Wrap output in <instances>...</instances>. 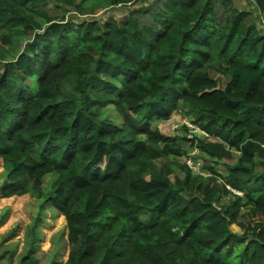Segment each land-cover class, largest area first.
Returning a JSON list of instances; mask_svg holds the SVG:
<instances>
[{
    "label": "trees",
    "instance_id": "1",
    "mask_svg": "<svg viewBox=\"0 0 264 264\" xmlns=\"http://www.w3.org/2000/svg\"><path fill=\"white\" fill-rule=\"evenodd\" d=\"M83 1L0 0L2 196L28 193L65 217L63 264H264L257 16L233 0H101L127 7L99 19ZM252 1L264 14V0ZM11 38L19 49L7 59ZM177 111L214 140L152 128ZM179 141L199 149L207 174L183 163L171 178ZM30 250L19 264H38Z\"/></svg>",
    "mask_w": 264,
    "mask_h": 264
},
{
    "label": "rangeland",
    "instance_id": "2",
    "mask_svg": "<svg viewBox=\"0 0 264 264\" xmlns=\"http://www.w3.org/2000/svg\"><path fill=\"white\" fill-rule=\"evenodd\" d=\"M233 2L239 9L252 11L257 16L256 21L259 28L264 30V14L258 10L252 0H233ZM83 5L87 9H94L95 13L90 16L99 19H106L110 16L120 19L125 14L127 7L119 6L111 8L106 2L101 0H84ZM16 42L14 38H11L10 43L1 47L5 58H12L18 51L19 44ZM211 75L218 79L220 86L224 85L225 79L223 76L215 72H211ZM29 83L35 88L36 78L32 77ZM118 84L120 85L119 81ZM105 111L106 115L111 117L114 122L121 121L112 106H109ZM191 125L190 117L183 115L179 111L175 112L168 120H157L155 118L151 120L152 128H159L164 134L176 135L178 137L184 136L190 139L198 135L197 133L200 134L198 131H196L197 133L192 131ZM204 139L211 140V138ZM181 142L183 141H179V143L185 149V153L181 156H170L172 158L169 164V169L172 173L171 178L177 174L182 175L180 166L183 163L187 164V159L192 161L194 168L191 169L193 173L207 174V171L202 168L206 160L199 149L194 144L191 146L190 141ZM237 156V153H233L232 158L224 159V161L233 163ZM255 161L260 163L261 160L258 156H255ZM159 163H156L157 167H161L162 164ZM216 168L219 173L225 174L222 163H219ZM256 169L257 171H261L264 167L260 163L257 164ZM5 176L6 167L0 158V185L3 183ZM56 178L57 173L54 172L43 176L42 191L44 193L51 191ZM41 202H43L42 198L34 197L28 193L10 197H3L0 193V264H19L20 257L25 255L30 249L29 255L36 258L38 264H63L66 261L69 246L67 243L65 217L48 203L40 209ZM245 209L248 210L249 206H246ZM37 218L39 219L37 220ZM249 221L248 219L244 220L245 223ZM230 227L236 232H243V229L235 223H232Z\"/></svg>",
    "mask_w": 264,
    "mask_h": 264
},
{
    "label": "built area",
    "instance_id": "3",
    "mask_svg": "<svg viewBox=\"0 0 264 264\" xmlns=\"http://www.w3.org/2000/svg\"><path fill=\"white\" fill-rule=\"evenodd\" d=\"M191 129H192V131H194V132H196V131H198V132H200V134L199 133H197L198 134V136H201V137H203V138H207V139H210L211 138V140H212V137L208 134V133H206L205 131H203V130H201L199 127H197L196 125H194V124H192L191 125ZM195 137V136H194ZM193 137V138H194ZM192 138V139H193ZM196 147V146H195ZM197 148V147H196ZM198 149V148H197ZM189 160L190 159H187V164H188V166L190 167V168H194V166L192 165V161L190 160V162H189ZM195 162V161H194ZM192 170V169H191ZM199 174H202V173H199ZM204 175V174H203ZM234 194H237V195H242L241 194V191L240 190H237V189H235V188H232V187H230V186H227Z\"/></svg>",
    "mask_w": 264,
    "mask_h": 264
}]
</instances>
